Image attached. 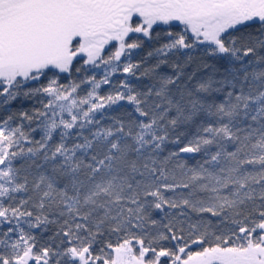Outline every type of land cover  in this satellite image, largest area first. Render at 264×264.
Listing matches in <instances>:
<instances>
[{"label": "snow or ice", "instance_id": "snow-or-ice-1", "mask_svg": "<svg viewBox=\"0 0 264 264\" xmlns=\"http://www.w3.org/2000/svg\"><path fill=\"white\" fill-rule=\"evenodd\" d=\"M0 264H264V0H0Z\"/></svg>", "mask_w": 264, "mask_h": 264}]
</instances>
